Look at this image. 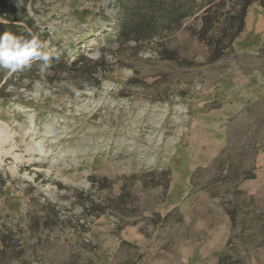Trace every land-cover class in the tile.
Wrapping results in <instances>:
<instances>
[{
    "label": "rangeland",
    "instance_id": "obj_1",
    "mask_svg": "<svg viewBox=\"0 0 264 264\" xmlns=\"http://www.w3.org/2000/svg\"><path fill=\"white\" fill-rule=\"evenodd\" d=\"M154 2L3 8L0 264H264V0Z\"/></svg>",
    "mask_w": 264,
    "mask_h": 264
},
{
    "label": "clouds",
    "instance_id": "obj_2",
    "mask_svg": "<svg viewBox=\"0 0 264 264\" xmlns=\"http://www.w3.org/2000/svg\"><path fill=\"white\" fill-rule=\"evenodd\" d=\"M29 35L30 38L10 31L0 34V70L22 72L39 62L43 71L51 66L53 59H60L54 55L55 49L50 48L48 41L38 35Z\"/></svg>",
    "mask_w": 264,
    "mask_h": 264
},
{
    "label": "trees",
    "instance_id": "obj_3",
    "mask_svg": "<svg viewBox=\"0 0 264 264\" xmlns=\"http://www.w3.org/2000/svg\"><path fill=\"white\" fill-rule=\"evenodd\" d=\"M8 1H10V0H0V15L2 16V17H4L5 15H4V12H5V10L3 9L6 5H7V3H8ZM155 2L153 3V5L154 4H157L158 2H156L157 0H154ZM195 1V0H194ZM250 4L249 3H246L244 6H243V11L246 9V8H248V6H249ZM188 12H189V10H188ZM182 17H184V15H182V16H180L179 18H177V22L179 23V21L181 20V18ZM5 18L7 19V20H9V18L8 17H6L5 16ZM226 24V23H225ZM144 25V24H143ZM4 27H9L7 24H4V23H0V34H2V33H4L5 31H2V28H4ZM243 21L241 22L240 21V24H239V30H238V33L239 32H242V30H243ZM9 28H13V27H9ZM15 28V27H14ZM142 29V31H141V38H140V40L139 41H141V40H144L145 38H147L153 31H155V29H156V27H155V24L154 25H152L151 26V24H150V22H149V20L148 21H145V27H142L141 28ZM19 35H24V36H26V37H29V34L26 32V30L24 31V32H21ZM151 35H154V32L151 34ZM83 59V60H82ZM81 60L84 62L85 61V58H81ZM3 80V78H2V76H0V81H2ZM4 90V89H3Z\"/></svg>",
    "mask_w": 264,
    "mask_h": 264
}]
</instances>
